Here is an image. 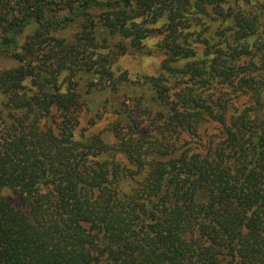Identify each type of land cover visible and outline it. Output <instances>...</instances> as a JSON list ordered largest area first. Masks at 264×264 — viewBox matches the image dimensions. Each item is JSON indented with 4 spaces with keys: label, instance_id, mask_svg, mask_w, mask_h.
<instances>
[{
    "label": "trees",
    "instance_id": "trees-1",
    "mask_svg": "<svg viewBox=\"0 0 264 264\" xmlns=\"http://www.w3.org/2000/svg\"><path fill=\"white\" fill-rule=\"evenodd\" d=\"M225 4L235 6L227 12L233 34L223 48L204 40L210 67L194 63L188 74L208 90L212 83L229 84L247 96L250 106L235 118L227 117L228 102L203 98L207 91L175 100L162 80H114L104 60L86 55L88 45L106 48L113 38L134 55L161 54L142 45L156 32L132 29L130 21L166 18L165 66L172 70L170 64L195 57L184 34L194 28L186 21L215 20L210 9L224 17ZM36 34L61 48L56 75L69 70L66 93L56 75L36 89L18 88L17 79L32 75L37 61ZM263 36L264 0H0V58L16 65L0 76L7 91L11 85L20 90L14 99L0 89V264H264ZM243 57L250 58L247 67L236 64ZM127 101L140 105L149 127L164 123L166 136L149 148L161 156L184 150L185 156L151 163L144 186L122 195L128 172L89 164L111 148L92 155L62 139L83 109L92 119L111 110L130 126ZM45 102L63 115L52 141L24 123V116L43 113ZM207 121L220 127L219 140L205 155L187 156L181 137L200 139ZM143 155L133 158L141 169Z\"/></svg>",
    "mask_w": 264,
    "mask_h": 264
},
{
    "label": "rangeland",
    "instance_id": "rangeland-1",
    "mask_svg": "<svg viewBox=\"0 0 264 264\" xmlns=\"http://www.w3.org/2000/svg\"><path fill=\"white\" fill-rule=\"evenodd\" d=\"M254 1L257 2L258 0ZM223 7L226 12V16L224 17L219 18L215 12L210 9L215 20L207 18L200 19L191 16L192 22L186 21L187 25H191L193 26L192 28H194V30L187 29L184 34L185 36H189V42L192 47L195 48V57L170 64L172 70L165 66L167 56L166 50L164 49L166 48L168 35V21L166 18L158 19L156 23H150V20V22L144 23L143 19L130 21V28L132 29L135 27H145L156 32L145 39L142 38V45L149 50L160 51L161 54L158 53V55L154 56L142 54L134 55L130 51L124 50L123 46L126 43L123 39L118 38L114 40L113 38L111 44L106 48L89 47L88 45L86 55L91 56L94 60H104L109 71L113 74L114 80L121 77H124L130 82H143L146 78L162 80L161 84L167 87L168 94L175 100L183 98L188 93L199 95L202 94L203 91H207L205 94H202L203 98L209 99L210 96H213L212 98L214 100L221 98L224 102H228L229 113L227 117L235 118V116H240L244 110L250 106L248 105L250 99H248L247 96L235 90L233 88L235 85L229 86V84H220V86H216L215 83H212L208 90L203 85L200 86L199 83L196 82V79L188 74L194 63L203 67V62L209 61L204 67L207 69L210 67V61L213 60V56H206V46L202 43L204 40H208L210 45L222 42L223 48L225 46V40L233 34V32L230 31L231 25L229 24L231 17L227 16V12L230 8H235V6L225 4ZM179 20L183 24V20ZM181 29L184 28H179V30ZM40 36L41 34H36L35 39L32 41L34 44L39 45L36 48L37 61L30 67L32 75H28L27 73L25 78H21L19 75L15 77H20L17 79L19 83L18 88L22 86L24 88L36 89L40 84L46 83L47 80H51V78L56 75L58 68L57 58L59 57L58 53L61 48L54 45L50 37L41 38ZM47 57L49 58L47 59ZM249 59V57L246 59L243 57L239 59V62L236 64H243L242 66L247 67L245 64H247ZM26 65L27 64H24L25 71H29ZM15 66L14 63L10 61L7 62L3 58H0V70H6ZM67 66L69 69L72 67L70 63H68ZM63 70L64 71H61L56 76L58 77L59 89L63 93H66L71 86V82L68 79L69 70ZM2 79L3 77L0 76V89L10 94L14 99H17L20 95V90L11 85L10 91H7L6 87L8 86V81ZM212 86H214V88L211 90ZM209 102L212 103L214 101L212 100ZM49 105V102H45L42 105L43 108L40 110L43 113L35 112L32 115L24 116V123L28 126H36L35 128L39 131L43 130L47 139L52 141L54 140L53 133H59L62 126L63 115L57 107ZM125 109V116H132V123L130 126L126 125L123 118L113 114L111 110L104 114L103 117L97 119H92L94 115L91 111L87 112L86 109L80 112L77 111V113H79V124L75 130L64 137L62 141L67 144V146L72 144L76 150L79 148H90L91 150H86V152L92 155H97L99 148H111L112 153H105L102 157H96V159L90 160L89 164L93 166L102 164L103 166L115 167L128 172L130 177L121 180L119 190L122 195H129L135 193L136 190L144 186L151 163L160 161L169 162L170 159H180L185 155H183V150L169 156H161L153 149L149 148V144L156 142L158 138L161 140L163 136H166V132L163 129L164 123L159 121V124H161L160 127H149V125L144 122L145 112L137 102L133 103L132 101H127ZM15 118H17V116H15ZM3 126H5L4 123L0 121V130L3 129ZM219 129L220 127L215 123L208 121L204 122L199 130L200 139L183 135L179 141V145L185 148L186 154L188 153L187 156H203L209 148L219 140ZM120 134H127L126 138L129 139L121 142L122 137L119 139ZM139 153L145 156V159L143 157L146 164L144 169H141L140 165L133 161V158ZM4 195L11 199L13 204L19 202V198L12 194V192H4ZM199 198L203 200V194H200Z\"/></svg>",
    "mask_w": 264,
    "mask_h": 264
}]
</instances>
